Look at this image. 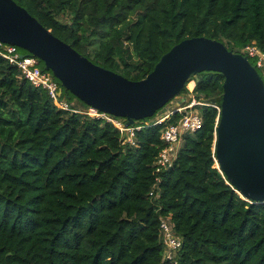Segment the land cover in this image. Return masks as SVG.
Instances as JSON below:
<instances>
[{"label": "trees", "instance_id": "16d2710c", "mask_svg": "<svg viewBox=\"0 0 264 264\" xmlns=\"http://www.w3.org/2000/svg\"><path fill=\"white\" fill-rule=\"evenodd\" d=\"M15 1L131 80L195 36L234 52L253 42L264 51V0ZM224 79L204 71L187 84L221 104ZM201 113L203 127L184 136L160 174V194L150 196L166 122L123 143L113 124L58 108L0 57V264H169L162 218L183 237L180 264H264V202L244 199L217 167L220 116L209 105Z\"/></svg>", "mask_w": 264, "mask_h": 264}, {"label": "water", "instance_id": "95a60500", "mask_svg": "<svg viewBox=\"0 0 264 264\" xmlns=\"http://www.w3.org/2000/svg\"><path fill=\"white\" fill-rule=\"evenodd\" d=\"M0 40L40 58L62 89L88 106L125 118L153 117L204 71L224 75L217 127V167L247 201L264 202V79L244 54L206 36L186 38L141 80L94 63L15 0H0Z\"/></svg>", "mask_w": 264, "mask_h": 264}, {"label": "built area", "instance_id": "2783aa9c", "mask_svg": "<svg viewBox=\"0 0 264 264\" xmlns=\"http://www.w3.org/2000/svg\"><path fill=\"white\" fill-rule=\"evenodd\" d=\"M239 53L253 59L256 68L262 70L264 78V51L255 43L248 44L240 49ZM0 57L6 59L10 64L15 65L21 72V76L27 79L33 86L46 90L54 104L64 110L82 112L73 107L69 101L64 99V90L62 84L57 80L51 70L45 69L41 59L31 54L27 50L23 51L21 47L6 43L0 40ZM195 83V82H194ZM185 97L182 98L174 110H170L165 115L155 120H136L132 126L126 125L125 118L114 116L110 113L98 111L92 107L84 113L92 117H98L110 122L116 127L121 135L123 143L135 144L136 132L149 125H164L161 131V139L164 143L154 162V174L156 180L149 195L158 196V184L161 180L160 174L174 165L178 151L183 143L184 136L192 134L201 129L204 125V118L201 113L202 106H213L218 110V117L221 114V104L209 103L195 95V86L187 87ZM175 225L168 218H162L160 224V237L162 239L164 250L162 261L169 264H180L179 252L183 246V237L175 230Z\"/></svg>", "mask_w": 264, "mask_h": 264}, {"label": "rangeland", "instance_id": "374dc122", "mask_svg": "<svg viewBox=\"0 0 264 264\" xmlns=\"http://www.w3.org/2000/svg\"><path fill=\"white\" fill-rule=\"evenodd\" d=\"M252 63H255L253 59H250ZM52 72V71H51ZM259 72L262 74V70L259 69ZM264 79V78H263ZM196 84L194 82L188 83L187 87L195 86ZM64 90V89H63ZM185 97V91L183 90L179 95L172 98L165 106H163L161 109H159L156 114L149 118L148 120H155L158 117H161L168 113L170 110H174L177 106L180 105L178 103L182 98ZM64 99L69 101V103L75 107L81 110L83 113L84 111H88L87 104L81 101L78 97H76L74 94H68L67 91L64 90ZM92 116V115H91ZM96 117V116H95Z\"/></svg>", "mask_w": 264, "mask_h": 264}, {"label": "clouds", "instance_id": "9594fccd", "mask_svg": "<svg viewBox=\"0 0 264 264\" xmlns=\"http://www.w3.org/2000/svg\"><path fill=\"white\" fill-rule=\"evenodd\" d=\"M151 118V117H150Z\"/></svg>", "mask_w": 264, "mask_h": 264}]
</instances>
